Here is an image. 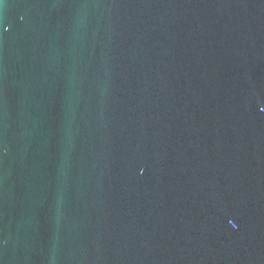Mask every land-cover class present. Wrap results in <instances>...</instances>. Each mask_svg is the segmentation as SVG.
I'll list each match as a JSON object with an SVG mask.
<instances>
[{"label": "water", "instance_id": "95a60500", "mask_svg": "<svg viewBox=\"0 0 264 264\" xmlns=\"http://www.w3.org/2000/svg\"><path fill=\"white\" fill-rule=\"evenodd\" d=\"M0 264H264V0H0Z\"/></svg>", "mask_w": 264, "mask_h": 264}]
</instances>
